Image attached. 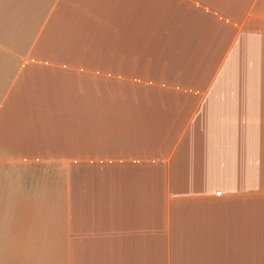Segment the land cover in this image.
I'll list each match as a JSON object with an SVG mask.
<instances>
[{"label": "crops", "instance_id": "crops-1", "mask_svg": "<svg viewBox=\"0 0 264 264\" xmlns=\"http://www.w3.org/2000/svg\"><path fill=\"white\" fill-rule=\"evenodd\" d=\"M0 264H264V0H0Z\"/></svg>", "mask_w": 264, "mask_h": 264}]
</instances>
